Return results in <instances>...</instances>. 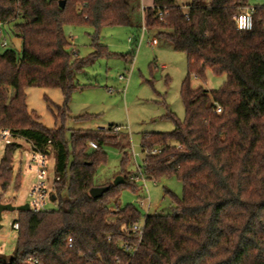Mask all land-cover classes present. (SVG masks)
<instances>
[{"label": "trees", "instance_id": "1", "mask_svg": "<svg viewBox=\"0 0 264 264\" xmlns=\"http://www.w3.org/2000/svg\"><path fill=\"white\" fill-rule=\"evenodd\" d=\"M0 0V24L22 40L17 52L1 49L0 128L31 140L36 149L55 154L50 211H19L16 247L0 252V264H264V5L252 0H152L145 24L174 50L187 56L188 76L181 88L183 120L174 130L142 138L144 178L159 181L174 174L183 183L172 214H147L139 239L133 226L142 214L132 203L120 206L123 188L138 191L136 173L122 158L124 182L96 185L97 166L105 160L107 129H73L65 119L71 94L79 88L76 72L100 56L111 55L99 42L104 26L134 27L139 0ZM252 4L253 27L237 28L235 16ZM162 15H159V13ZM67 23L96 29L95 50L75 57L64 32ZM138 27V26H137ZM1 31V30H0ZM156 39V38H155ZM210 67L226 74L217 89L193 88L190 75L204 78ZM28 87L59 88V126L49 128L27 105ZM221 107V112L216 110ZM116 131V130H114ZM118 131V130H117ZM89 141L97 143L90 149ZM48 146L51 148L48 149ZM0 186L9 187L18 142L5 147ZM159 149L160 152L152 153ZM19 189L21 174L15 177ZM95 186H108L100 197ZM72 238L71 246L68 239ZM127 247V248H126Z\"/></svg>", "mask_w": 264, "mask_h": 264}, {"label": "rangeland", "instance_id": "2", "mask_svg": "<svg viewBox=\"0 0 264 264\" xmlns=\"http://www.w3.org/2000/svg\"><path fill=\"white\" fill-rule=\"evenodd\" d=\"M183 4L189 0H180ZM152 0H139V12L134 15V27L117 25L104 26L99 30V42L110 51L109 56H100L76 72L79 88L68 102V115L65 127L73 129H101L117 127L118 131H108L113 139L102 145L105 160L97 166L94 177L96 185L114 182L117 176H123L122 158L129 154L125 165L128 172L139 174L143 164L142 138L150 133H164L174 130L175 123L171 114L180 120L185 117V106L181 88L188 76L187 56L177 52L172 45L158 35V31L147 29L142 34L144 18L142 7L152 5ZM263 3L264 0H252ZM138 26V27H137ZM1 41L6 40L9 47L20 52L22 40L3 27ZM64 32L72 46L75 57H88L95 47L92 43L96 29L86 24L67 23ZM157 40L153 44V39ZM1 47V46H0ZM1 49H4L2 47ZM204 78L190 75L193 88L206 90L219 88L226 80V74H218L210 67L205 69ZM29 110L40 115L41 122L54 128L61 124L57 119L58 106H63L64 96L59 88L28 87L26 89ZM22 146L14 154L13 181L6 189L0 186L1 201L16 205L28 203L30 188L35 181L34 171L28 167L29 159L24 150H30L23 139H17ZM89 141L88 146L93 149ZM4 150H0V160ZM55 154L52 152L47 163L49 188L55 179ZM21 174L19 189L15 188V177ZM124 178V176H123ZM138 191L125 187L120 196V206L134 204L141 212L139 223L145 221L147 214H172L175 203L170 191L178 198L183 195V183L176 176H166L159 181L141 178L137 181ZM144 199L145 203L140 204ZM56 204L49 202L50 209ZM19 211H5L0 230V252L12 255L16 247L17 231L12 224Z\"/></svg>", "mask_w": 264, "mask_h": 264}, {"label": "built area", "instance_id": "3", "mask_svg": "<svg viewBox=\"0 0 264 264\" xmlns=\"http://www.w3.org/2000/svg\"><path fill=\"white\" fill-rule=\"evenodd\" d=\"M255 7L252 4H249L243 8H241L240 12L235 16V21H236V25L237 28L240 30H249L252 29L253 27V13H254ZM142 15L143 17H145L144 15V7H142ZM159 15H162V13L160 12ZM250 24V27L248 26ZM243 25V26H241ZM3 25L0 24V32L1 34H3ZM147 26L145 24V19H144V23L142 26V34L144 35L145 32L147 31ZM153 44L157 43L156 39H153L152 41ZM1 46L2 47H6L8 46V42L6 40L1 41ZM218 113L221 112V107H218L216 110ZM114 130H118L117 127L114 128ZM23 139L25 141V143L28 145L30 150H24L26 153V156L29 159V169L34 171V177H35V181L31 188H30V192H29V197L30 200L28 202L30 210L33 212H36L38 214V212H43V211H50L52 209H50L48 207L49 202H52L54 204H56V201L53 199L52 193H53V184L54 180H53V184H51V187L49 188V186L47 185V176H48V169H47V163L49 160V152L48 151H41L39 149L35 148L34 143L31 140L25 139L23 137H20L19 135L15 134L13 131H11L9 128H0V150L1 149H6L5 147L9 144H12L14 142H17V139ZM90 145L92 146L93 149H97L98 145L95 142H90ZM51 147L48 146V149H50ZM22 150V146L20 145L19 150ZM160 150L157 148L152 150V153H159ZM143 174L141 171V168L139 170V174H137L135 176V180L139 181L141 180V178H143ZM145 203V200L142 199L140 204L143 205ZM13 229H15L16 231L19 228V223L15 222L12 224ZM133 231L138 235V237H140L139 239L142 238V235L144 233V222L141 224L139 222H137L134 226H133ZM73 243L72 238L68 239V244L69 246H71ZM127 248V247H126ZM25 264H42L36 257L33 256H29L27 257Z\"/></svg>", "mask_w": 264, "mask_h": 264}, {"label": "water", "instance_id": "4", "mask_svg": "<svg viewBox=\"0 0 264 264\" xmlns=\"http://www.w3.org/2000/svg\"><path fill=\"white\" fill-rule=\"evenodd\" d=\"M59 5L60 7H64L65 5V0H60L59 1ZM124 182V178L123 176L119 175L116 177V179L114 180V184L115 185H119L121 183ZM108 186H95L92 187L90 189V195L94 198L100 197L102 196L107 190H108ZM53 198H55L53 196ZM30 207L28 203L25 204H20V205H16V204H12V203H4L1 201V195H0V230L3 227L2 225V219H3V214L5 211H29Z\"/></svg>", "mask_w": 264, "mask_h": 264}, {"label": "clouds", "instance_id": "5", "mask_svg": "<svg viewBox=\"0 0 264 264\" xmlns=\"http://www.w3.org/2000/svg\"><path fill=\"white\" fill-rule=\"evenodd\" d=\"M241 26H243V25H241ZM248 26L250 27V24Z\"/></svg>", "mask_w": 264, "mask_h": 264}]
</instances>
